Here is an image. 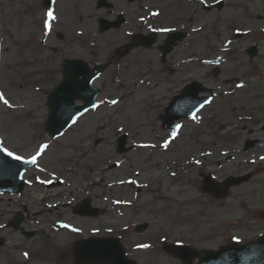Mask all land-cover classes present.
Returning a JSON list of instances; mask_svg holds the SVG:
<instances>
[{
    "label": "rangeland",
    "instance_id": "374dc122",
    "mask_svg": "<svg viewBox=\"0 0 264 264\" xmlns=\"http://www.w3.org/2000/svg\"><path fill=\"white\" fill-rule=\"evenodd\" d=\"M57 1L60 20L54 22L47 42L41 44L39 38L45 27L41 24L40 1L0 0V92L11 105L0 101V141L24 158L35 155L39 146L46 144L48 147L33 166L45 168L49 175L44 178H57L64 183L51 186L46 196L59 193L71 204L84 197L102 210L96 216L84 217L74 214L72 205H64L56 210L51 208L50 213L45 209L47 201L39 200L44 193L29 186L18 197L1 196L0 222L25 203L29 206L23 222L25 228L38 231L27 238L19 231L1 227L0 235L8 243L0 248V264H75L67 243L76 237L65 229L54 228L58 222L77 225L84 233L81 236L96 230L98 235L115 234L128 248L138 242L152 244L131 252L138 264H179L164 251L163 242L211 248L224 243L232 234L249 238L263 231L264 202L253 203L264 197V52L254 57L244 53L231 56L219 64V73L213 74L212 67H204L200 59L220 55L213 49L224 37L223 28L215 27L218 21L214 22L213 16L212 22L205 15L201 19L183 16L190 13L185 0H156L157 3H150L158 7L162 4L161 25L181 21L184 23L177 28L203 25V29L192 33L168 62H161L155 47L133 50L119 58L112 48L125 44L123 29L100 33L93 0H81L80 5L75 0ZM238 1L243 9L231 10L228 19L238 20L242 28L254 26L258 32L264 25V0ZM116 2L125 7L121 0ZM147 2L137 0L128 4V16L141 14L140 6ZM257 14L263 18H256ZM217 15L220 20L221 14ZM213 27L215 37L210 36ZM78 30L81 35L76 34ZM91 42L96 46H90ZM243 42L247 41L242 39L238 45ZM112 56L121 61L110 66L98 81L103 83V89L96 108L86 112L58 138L47 136L43 130L45 100L62 76L60 60L77 57L91 64ZM194 80L213 87L218 96L197 118L184 120L179 134L165 147L168 132L157 116L172 94ZM114 99L116 102L112 103ZM122 133L127 136L128 150L120 153L117 139ZM246 139L255 142L248 150H244ZM114 162L118 167L108 168ZM218 162L220 168L216 167ZM155 170L159 173L156 180L136 185L134 181L142 180L144 172ZM201 170L216 171L221 179L248 172L252 176L231 187L228 196L218 200L200 191ZM164 173L168 175L167 186ZM31 177L32 173L27 179ZM125 177H131L132 182L108 186L114 179ZM164 192L171 197L167 201L160 198ZM6 198L11 201L8 203ZM124 200L131 204L120 207L123 217H117L118 223L112 224L115 214L107 215L105 211H113L117 208L113 204L118 205L115 201ZM140 222H147L148 226L135 233L133 226ZM46 247L52 249L53 256L45 257L50 254Z\"/></svg>",
    "mask_w": 264,
    "mask_h": 264
},
{
    "label": "water",
    "instance_id": "95a60500",
    "mask_svg": "<svg viewBox=\"0 0 264 264\" xmlns=\"http://www.w3.org/2000/svg\"><path fill=\"white\" fill-rule=\"evenodd\" d=\"M103 67L105 65H97L94 69H88L87 65L81 60L64 62L65 76L52 91L46 103L49 111L44 129L47 134L57 135L61 133L78 114L94 103L93 99L97 93V88L91 86L90 82ZM80 75H83V78L78 79ZM197 91L199 90L196 89ZM77 98L84 101V106H76L74 104V100ZM176 107L177 104L174 98L166 108V114L162 117L166 125H168L167 120L171 121L173 118L178 117L175 115ZM198 107L194 109H198ZM182 115L185 116V112H182ZM24 161L30 160H17L0 151L1 193H16L22 189V174L32 164ZM246 178L248 176L229 180L224 185L225 190L220 196H224L227 193L229 185L238 184ZM209 185L211 184L208 182L206 187H209ZM78 246L80 248L77 251L80 252L81 249L84 254H88L85 256L91 263L125 264L122 248L116 239L89 238L78 242L75 248ZM169 248H171L170 251L172 253L181 254L187 252L183 250L185 247ZM200 258L199 264H264V237L245 247L231 246L215 252L201 253ZM184 260H187V258Z\"/></svg>",
    "mask_w": 264,
    "mask_h": 264
},
{
    "label": "flooded vegetation",
    "instance_id": "af4514ba",
    "mask_svg": "<svg viewBox=\"0 0 264 264\" xmlns=\"http://www.w3.org/2000/svg\"><path fill=\"white\" fill-rule=\"evenodd\" d=\"M100 0H93L94 2V9H95V15L98 17L97 19V26L99 29L100 33H107L109 34V32L111 31H117L119 32L120 29H123V37L125 35L126 42L125 44H130L133 42V40L135 39L136 36H139V34H148L149 31H151L152 29H155L154 25H150V20L147 19V15H148V9L149 8H153L151 11L153 12L152 14V20L155 22L156 25H161L160 24V20L159 18L163 15V10L160 8L162 7L160 5V7H158L157 5H154L157 2H154L156 0H139L140 2H144V1H148L145 4H141L140 10L141 14L130 17L128 16V4L131 5L133 2H137V0H121L123 2V6L125 5L124 8H121L118 3L116 2V0H104L105 3H98ZM151 1L154 2V4L150 3ZM187 2V4L190 7V13L189 14H182L183 16L185 15V17H187L188 19H201L203 18V16L205 15V17L207 18V21L209 20L210 22H212V16L210 14V12H212V9L209 7L207 8V6H205V3L208 2V0L204 1V4L201 3L200 0H185ZM212 1V0H210ZM228 1H232L229 5H224L223 8L221 9V20L220 22H218L219 26H221L223 28L224 26V32L226 33L228 30L229 26H232L233 23L232 22H226V19L229 17V14L231 12V10L235 9V10H241L243 9V4L242 2L239 3L238 0H225V2ZM181 2H184V0H182ZM78 5H80L81 0H77L76 2ZM55 4H58L57 0H54V6ZM214 8L217 9V6H213ZM57 11H58V5H57ZM176 16L179 14V11L175 12ZM59 17V14L57 15ZM215 20L218 21V17L215 16ZM184 22H179L176 25L182 24ZM223 26H222V24ZM134 26L135 28L132 29L131 26ZM149 26H151L149 28ZM161 26H169V27H175V24L173 25H161ZM130 27V28H128ZM92 35V34H91ZM166 35H158L157 36V40H158V44H161V42L163 41V39L165 38ZM87 37V36H85ZM93 38H95V36H92ZM245 36H242L241 38H244ZM159 46L153 45V47H156V49L159 52ZM139 49H147L145 47H136L133 50H139ZM114 51L116 53H119L118 50L114 49ZM131 53V52H130ZM160 53V52H159ZM175 51H171V53L169 55L174 54ZM206 167V166H205ZM200 176L201 172L199 173ZM23 210H26V206H23ZM26 215V213H25ZM211 249V248H209ZM197 255L198 252L197 250L195 251L194 255H193V260H192V264H195L197 262Z\"/></svg>",
    "mask_w": 264,
    "mask_h": 264
},
{
    "label": "snow or ice",
    "instance_id": "6c2138e0",
    "mask_svg": "<svg viewBox=\"0 0 264 264\" xmlns=\"http://www.w3.org/2000/svg\"><path fill=\"white\" fill-rule=\"evenodd\" d=\"M46 15L48 17V20L45 21V28L50 29V24L48 21L55 19V17L53 15V11L51 9L46 13ZM153 30L154 31H162V32L171 31V29H168V28H160V29H153ZM0 101H3V103L5 105H9V101L4 97V94L2 92H0ZM115 102L116 101H112V103H115ZM9 106H11V105H9ZM201 107H203V105H201ZM195 118H196L195 113H193V119H195ZM179 127H180V125H177V128H179ZM173 135H175V134H173ZM167 143L168 142L166 141L165 147L167 146ZM47 147L48 146L46 144L40 145L38 150L36 151V154L31 156L30 161H24V162H31V163L35 164L37 161V158L42 155L44 149H46ZM0 151L7 153L8 156L14 157L17 160H21V161L24 160V157L15 155V153L9 151L7 148H4L2 145H0ZM262 159H264V158H262ZM0 227H3V225H0ZM74 230L78 231V229H74ZM139 247H148V245H140ZM25 256H27V253H25Z\"/></svg>",
    "mask_w": 264,
    "mask_h": 264
},
{
    "label": "bare ground",
    "instance_id": "6f19581e",
    "mask_svg": "<svg viewBox=\"0 0 264 264\" xmlns=\"http://www.w3.org/2000/svg\"><path fill=\"white\" fill-rule=\"evenodd\" d=\"M86 154V153H85ZM151 175H154L155 177H151ZM158 176H159V173H158V171L157 170H155L154 172H151V173H149V172H144V175H143V179L145 180V179H157L158 178ZM122 179H114V181H111L110 183H119L120 184V181H121ZM163 182H164V184H165V186H167L168 185V175H166L165 173H164V177H163ZM108 186H110V185H108ZM160 198L162 199V200H165V201H167V200H169V198H171L170 196H169V194L168 193H166V192H164V194L162 195V196H160ZM124 202H122V204H123ZM118 208L119 207H117V210H115V211H105L106 213H107V215H109V213L111 214L112 212L115 214V216H116V214L118 213ZM117 217H115V219H113V221H112V224H117L118 223V221H117ZM115 220V221H114Z\"/></svg>",
    "mask_w": 264,
    "mask_h": 264
}]
</instances>
